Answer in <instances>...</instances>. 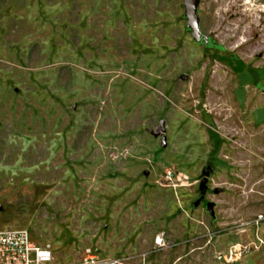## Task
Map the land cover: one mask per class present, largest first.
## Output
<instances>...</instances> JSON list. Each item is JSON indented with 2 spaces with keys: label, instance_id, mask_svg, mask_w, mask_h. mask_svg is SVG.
I'll use <instances>...</instances> for the list:
<instances>
[{
  "label": "rangeland",
  "instance_id": "374dc122",
  "mask_svg": "<svg viewBox=\"0 0 264 264\" xmlns=\"http://www.w3.org/2000/svg\"><path fill=\"white\" fill-rule=\"evenodd\" d=\"M198 2L0 0V228L264 264V0Z\"/></svg>",
  "mask_w": 264,
  "mask_h": 264
},
{
  "label": "built area",
  "instance_id": "2783aa9c",
  "mask_svg": "<svg viewBox=\"0 0 264 264\" xmlns=\"http://www.w3.org/2000/svg\"><path fill=\"white\" fill-rule=\"evenodd\" d=\"M171 172V171H168ZM117 258H101L98 248L89 246L75 261H57L53 246L39 243L25 228H0V264H122Z\"/></svg>",
  "mask_w": 264,
  "mask_h": 264
},
{
  "label": "water",
  "instance_id": "95a60500",
  "mask_svg": "<svg viewBox=\"0 0 264 264\" xmlns=\"http://www.w3.org/2000/svg\"><path fill=\"white\" fill-rule=\"evenodd\" d=\"M185 4H186V14L187 17H189V21L188 23L190 25H192L193 28V32H195L196 34H198L199 32V17L197 16V7H198V0H184ZM206 180L207 177L204 176L202 178V185H206ZM210 206V203H209Z\"/></svg>",
  "mask_w": 264,
  "mask_h": 264
},
{
  "label": "bare ground",
  "instance_id": "6f19581e",
  "mask_svg": "<svg viewBox=\"0 0 264 264\" xmlns=\"http://www.w3.org/2000/svg\"><path fill=\"white\" fill-rule=\"evenodd\" d=\"M123 264V263H122Z\"/></svg>",
  "mask_w": 264,
  "mask_h": 264
}]
</instances>
